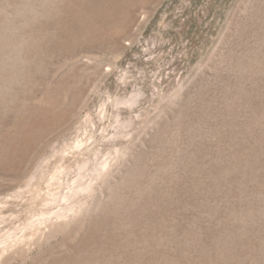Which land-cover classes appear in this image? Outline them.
I'll use <instances>...</instances> for the list:
<instances>
[{
  "label": "rangeland",
  "instance_id": "374dc122",
  "mask_svg": "<svg viewBox=\"0 0 264 264\" xmlns=\"http://www.w3.org/2000/svg\"><path fill=\"white\" fill-rule=\"evenodd\" d=\"M0 264H264V0H0Z\"/></svg>",
  "mask_w": 264,
  "mask_h": 264
}]
</instances>
